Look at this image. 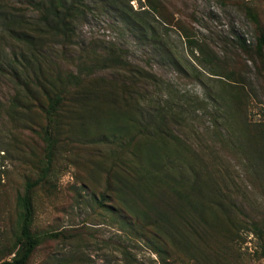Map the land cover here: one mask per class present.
I'll use <instances>...</instances> for the list:
<instances>
[{
  "label": "rangeland",
  "instance_id": "374dc122",
  "mask_svg": "<svg viewBox=\"0 0 264 264\" xmlns=\"http://www.w3.org/2000/svg\"><path fill=\"white\" fill-rule=\"evenodd\" d=\"M86 1L90 9L76 21L75 39L90 54L112 44L127 61L162 79L175 101L181 95L193 109L198 101L207 103V109H195L186 125L172 131V137L186 141L188 150L179 152L170 139L155 137L148 144L134 128L129 129V144L119 147L117 120L127 115L102 99H71L62 113L50 170L31 192V228L40 242L27 264H59L57 259L64 264H117V246L141 264H161L149 246L154 230L145 239L132 237L117 219V158H143L146 148L152 158L213 162L212 168H221L226 182L230 179L242 207L230 214L237 222L228 231L211 227L204 233L202 222H192L178 241L167 243L170 256L164 264H264V189L245 173L242 158L218 144L209 123L211 98L216 96L219 105L227 103L223 90L233 76L245 79L246 119L252 123L264 114V55L260 59L253 53L264 33V0H128L123 5L128 19L117 12V4ZM140 22L149 29H141ZM12 96L9 76L0 71V261L12 255L15 196L36 176L43 159L39 132L46 122L41 94L28 98L27 107L16 108H10ZM249 220L259 232L249 229ZM69 254L80 259L67 261Z\"/></svg>",
  "mask_w": 264,
  "mask_h": 264
},
{
  "label": "trees",
  "instance_id": "16d2710c",
  "mask_svg": "<svg viewBox=\"0 0 264 264\" xmlns=\"http://www.w3.org/2000/svg\"><path fill=\"white\" fill-rule=\"evenodd\" d=\"M104 1L117 4V12L130 17L123 6L128 0ZM89 9L86 0H0V71L12 83L10 108L27 107L28 98L41 94L44 104L40 108L46 121L39 132L43 159L36 165V176L27 179L15 196L17 232L12 255L0 264H27L40 242L31 228V192L50 170L62 113L71 99H102L117 105L120 113L127 115L117 120L119 147L129 144L133 137L129 129L134 128L150 145L155 137H161L174 141L167 140L176 151L187 149L185 139L172 137V131L186 125L195 109H207V103L199 101L193 109L192 102L181 99V95L175 101L173 95L168 96L171 90L162 79L147 67L127 61L122 50L112 44L90 54L75 39L76 21ZM140 27L149 29L141 22ZM253 53L262 59L264 33L257 37ZM231 78L223 90L227 103L219 105L216 96L211 98L214 107L209 123L218 144L227 146L233 157L243 159L245 173L260 182L263 190L264 114L252 123L246 119L245 79ZM144 152L143 158H117V219L132 237L145 239V234L154 230L149 246L159 263L164 264V258L170 256L167 243L178 241L181 231L193 227L192 222H202L200 231L204 233L211 227L228 231L236 224L230 214L242 211L241 203L234 199L230 179L226 182L221 168L213 169V162L204 158H152L150 148ZM247 225L259 232L252 220ZM117 252L121 254L117 264H141L125 247L117 246ZM78 259L79 254H69L67 261Z\"/></svg>",
  "mask_w": 264,
  "mask_h": 264
}]
</instances>
